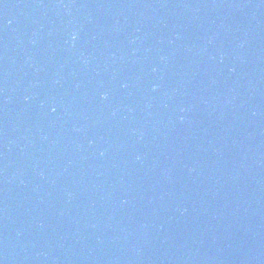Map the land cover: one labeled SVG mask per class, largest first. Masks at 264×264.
I'll return each instance as SVG.
<instances>
[{"label":"water","instance_id":"water-1","mask_svg":"<svg viewBox=\"0 0 264 264\" xmlns=\"http://www.w3.org/2000/svg\"><path fill=\"white\" fill-rule=\"evenodd\" d=\"M0 264H264V0H0Z\"/></svg>","mask_w":264,"mask_h":264}]
</instances>
